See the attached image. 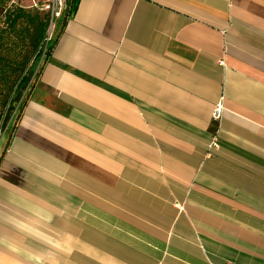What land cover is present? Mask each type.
I'll return each instance as SVG.
<instances>
[{"label": "crops", "instance_id": "1", "mask_svg": "<svg viewBox=\"0 0 264 264\" xmlns=\"http://www.w3.org/2000/svg\"><path fill=\"white\" fill-rule=\"evenodd\" d=\"M68 3L0 136V264H264V0Z\"/></svg>", "mask_w": 264, "mask_h": 264}, {"label": "trees", "instance_id": "2", "mask_svg": "<svg viewBox=\"0 0 264 264\" xmlns=\"http://www.w3.org/2000/svg\"><path fill=\"white\" fill-rule=\"evenodd\" d=\"M49 26V15L0 0V120L29 65L38 59Z\"/></svg>", "mask_w": 264, "mask_h": 264}, {"label": "rangeland", "instance_id": "3", "mask_svg": "<svg viewBox=\"0 0 264 264\" xmlns=\"http://www.w3.org/2000/svg\"><path fill=\"white\" fill-rule=\"evenodd\" d=\"M43 1H45V0H13V3L21 6L22 8H24L26 10L34 11V10H36L35 5L39 6ZM39 65H40V63L38 62V64H37L36 59L29 65V67L25 73L24 81L21 83V85L14 92V94L11 98L10 104L6 108V110H5L3 116L1 117V120H0V136L2 135V133L5 130L8 129L11 118L16 111L17 103H18L19 99L21 97H23L24 94L26 93L27 87L29 86L31 79L35 75V71H36L37 67H39Z\"/></svg>", "mask_w": 264, "mask_h": 264}, {"label": "built area", "instance_id": "4", "mask_svg": "<svg viewBox=\"0 0 264 264\" xmlns=\"http://www.w3.org/2000/svg\"><path fill=\"white\" fill-rule=\"evenodd\" d=\"M69 3L68 0H45L39 6L35 5V8L40 12L47 13L49 15V26L48 30L51 28L53 22L63 16L65 13L68 12ZM47 30V33H48ZM48 35L46 34V38L44 40V45L41 49L39 55V63L43 60L46 51H47V44H48ZM221 106L217 105L212 113V118L214 120H218L221 115ZM213 145H215L213 141Z\"/></svg>", "mask_w": 264, "mask_h": 264}]
</instances>
